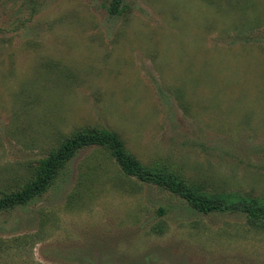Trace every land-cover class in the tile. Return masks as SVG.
I'll use <instances>...</instances> for the list:
<instances>
[{
	"label": "rangeland",
	"instance_id": "374dc122",
	"mask_svg": "<svg viewBox=\"0 0 264 264\" xmlns=\"http://www.w3.org/2000/svg\"><path fill=\"white\" fill-rule=\"evenodd\" d=\"M112 1L0 0V193L92 124L150 168L264 203V0ZM0 264H264V229L89 146L0 213Z\"/></svg>",
	"mask_w": 264,
	"mask_h": 264
},
{
	"label": "trees",
	"instance_id": "16d2710c",
	"mask_svg": "<svg viewBox=\"0 0 264 264\" xmlns=\"http://www.w3.org/2000/svg\"><path fill=\"white\" fill-rule=\"evenodd\" d=\"M122 0H113L109 10L112 14L120 12ZM89 146L104 148L115 158L128 176L153 183L184 198L193 208L202 213L217 211L247 212L249 223L255 228L264 229V203L254 197H244L231 193H215L189 182L176 174L146 166L130 152L115 130L92 124L81 126L55 145L41 158L19 186L0 193V213L25 205L45 195L56 183L68 163L82 149ZM235 198V199H234Z\"/></svg>",
	"mask_w": 264,
	"mask_h": 264
}]
</instances>
